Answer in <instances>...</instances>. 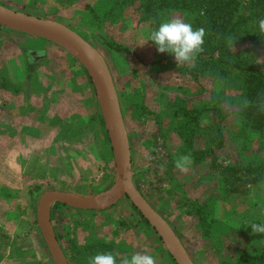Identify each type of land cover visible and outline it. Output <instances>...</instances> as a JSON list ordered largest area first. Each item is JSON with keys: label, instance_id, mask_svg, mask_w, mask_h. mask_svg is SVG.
<instances>
[{"label": "rangeland", "instance_id": "rangeland-1", "mask_svg": "<svg viewBox=\"0 0 264 264\" xmlns=\"http://www.w3.org/2000/svg\"><path fill=\"white\" fill-rule=\"evenodd\" d=\"M145 4L0 0L3 7L60 22L92 46L116 87L133 186L170 225L194 264H238L242 244L252 252L264 248V233L255 238L250 227L264 220V182L235 193L220 168L263 165L264 132L242 125L246 91L236 76L220 78L197 59L177 64L148 41L151 31L174 17L195 28V13L179 9L162 16ZM248 33L234 48L255 47V60L261 61L264 46ZM0 115L11 121L0 136V223L9 232L0 244L10 245L22 264L29 258L33 264L41 258L37 242L45 243L36 214L40 197L48 191L93 197L115 184L119 170L98 93L79 60L54 40L1 24ZM189 154L191 164L182 172L175 162ZM136 210L127 196L97 211L54 203L51 220L69 264H89L107 252L117 256V264L137 252L152 255L156 264H178Z\"/></svg>", "mask_w": 264, "mask_h": 264}, {"label": "water", "instance_id": "water-1", "mask_svg": "<svg viewBox=\"0 0 264 264\" xmlns=\"http://www.w3.org/2000/svg\"><path fill=\"white\" fill-rule=\"evenodd\" d=\"M0 24L22 32L38 34L68 46L61 44L79 60L98 93L99 104L119 170V177L115 184L93 197L63 191H48L40 197L36 210L37 222L54 262L69 264L51 220V208L54 203L76 210L97 211L107 209L127 196L167 245L176 262L194 264L170 225L132 184L133 164L128 132L122 117L116 87L99 54L75 30L57 21L0 5Z\"/></svg>", "mask_w": 264, "mask_h": 264}, {"label": "trees", "instance_id": "trees-1", "mask_svg": "<svg viewBox=\"0 0 264 264\" xmlns=\"http://www.w3.org/2000/svg\"><path fill=\"white\" fill-rule=\"evenodd\" d=\"M145 6L157 9L162 16L179 9L195 13L194 29H206L204 51L198 55V62L220 78H238L239 85L246 91L245 101L239 111L241 123L251 132L263 133L264 53L261 61L255 60L258 59L255 47L236 50L234 45L241 36L245 38L249 35V31L256 34L258 45L264 46V33L258 27V21L264 19V0H146ZM116 50L128 52L120 48ZM220 169L224 181L233 180L230 185L231 191L235 193L245 191L252 184L264 182V164L253 169H235L232 166ZM243 170L248 171L244 180L241 176ZM237 181L241 183L236 184ZM138 214L148 224L139 212ZM201 215L203 217V213ZM153 231L155 232L154 229ZM155 234L157 235L156 232ZM253 235L255 238L263 237L260 233ZM238 264H264V248L252 252L250 247L242 244Z\"/></svg>", "mask_w": 264, "mask_h": 264}, {"label": "clouds", "instance_id": "clouds-1", "mask_svg": "<svg viewBox=\"0 0 264 264\" xmlns=\"http://www.w3.org/2000/svg\"><path fill=\"white\" fill-rule=\"evenodd\" d=\"M258 27L260 32L264 33V19L258 21ZM205 36V28L194 29L182 18L174 17L151 31L148 41L153 42L160 53L173 55L177 64L191 65L204 51ZM190 164V154L180 156L175 162L176 168L182 172H186ZM250 227L253 233H264V224L252 223ZM89 264H117V256L111 252L99 253L90 258ZM119 264H156V260L150 254L137 252L122 258Z\"/></svg>", "mask_w": 264, "mask_h": 264}, {"label": "crops", "instance_id": "crops-1", "mask_svg": "<svg viewBox=\"0 0 264 264\" xmlns=\"http://www.w3.org/2000/svg\"><path fill=\"white\" fill-rule=\"evenodd\" d=\"M3 109L8 110L9 108L7 106H1ZM11 109V108H10ZM11 121L8 120V118H4L0 115V136H2V134H7V131L10 128V123ZM3 223H0V237L3 238V236H8L9 232H7L4 228H3ZM36 226V224H35ZM55 230V227H54ZM7 238V237H4ZM42 242V241H41ZM10 245L6 246V244H0V264H22L23 262L21 261V259H17V255H15L14 252L10 251ZM37 249H39V254L41 253V258L39 259V261L37 263H33V264H52L54 263V260L51 256V254L49 255L47 252V248L45 243H38L37 242ZM49 251V250H48ZM50 253V252H49ZM51 256V257H50ZM51 258L52 262L50 261V259L47 258ZM30 258L25 261V264H30ZM56 264V263H54Z\"/></svg>", "mask_w": 264, "mask_h": 264}, {"label": "bare ground", "instance_id": "bare-ground-1", "mask_svg": "<svg viewBox=\"0 0 264 264\" xmlns=\"http://www.w3.org/2000/svg\"><path fill=\"white\" fill-rule=\"evenodd\" d=\"M60 44H62V45H64V46L68 47L65 43H62V42H61Z\"/></svg>", "mask_w": 264, "mask_h": 264}]
</instances>
